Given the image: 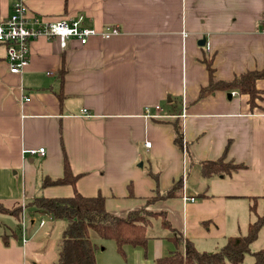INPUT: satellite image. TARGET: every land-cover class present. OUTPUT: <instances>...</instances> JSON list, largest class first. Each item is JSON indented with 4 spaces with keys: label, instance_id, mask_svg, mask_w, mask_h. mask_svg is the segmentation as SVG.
<instances>
[{
    "label": "crops",
    "instance_id": "0c3cea01",
    "mask_svg": "<svg viewBox=\"0 0 264 264\" xmlns=\"http://www.w3.org/2000/svg\"><path fill=\"white\" fill-rule=\"evenodd\" d=\"M17 1L0 0V23ZM20 1L31 15H84L88 26L120 32L86 44L70 38L66 47L37 37L21 73L10 71L0 44V204L22 207L23 226L21 242L0 240V264H53L61 239L33 202L76 189L103 195L113 214L146 208L170 224L151 217L147 247L127 246L125 255L91 231L97 264H156L176 250L173 237L210 252L245 234L264 208V78L256 81L262 95L255 106L236 90L204 97L200 90L210 82L206 59L215 81L264 68V0ZM156 105L158 116L146 115ZM176 119L191 161L175 142ZM39 147L46 155L25 152ZM220 157L244 166L205 176L201 162ZM65 159L75 184L43 186L45 177L65 176ZM180 179V196L159 197ZM252 245L264 248V230Z\"/></svg>",
    "mask_w": 264,
    "mask_h": 264
},
{
    "label": "trees",
    "instance_id": "16d2710c",
    "mask_svg": "<svg viewBox=\"0 0 264 264\" xmlns=\"http://www.w3.org/2000/svg\"><path fill=\"white\" fill-rule=\"evenodd\" d=\"M205 63L210 73V82L208 86L201 88V97L207 96L217 89L236 90L241 94L249 95L251 106L257 104L256 101L261 98L262 91L257 88L256 81L264 78V68L249 70L229 81H215L212 60L206 59ZM174 128L176 144L186 150L189 161L193 160V155L184 142L183 125L179 119L174 121ZM243 166V164H236L232 161L226 162L224 157L201 162L203 174L207 177L217 174L229 176ZM76 179L77 176L71 173L69 162L65 159V176L58 179L45 177L43 186L68 182L75 184ZM182 189L183 183L180 179L159 197L165 199L180 196ZM262 198L264 201V195ZM151 200L153 199H149V201ZM33 204L39 210L66 220V226L58 243V256L53 264H97V245L91 238V231H95L103 239L115 241L118 252L125 255L127 246L147 247L149 242L147 227L151 222V217L161 216L163 224L166 227L170 226L164 213L152 212L146 208L130 211L126 216L113 214L107 211L103 195L87 197L77 189L69 197H37ZM0 208L2 214L14 216L17 219L16 224L21 228L22 207L9 209L0 204ZM251 212L256 213L255 205L251 206ZM261 230H264V208L261 214L256 213V219L249 223L245 234L230 236L226 243L215 251H201L191 240H184L182 236L173 237L176 250L167 256L158 258L156 264H243L248 254L253 256L254 264H264V248L252 249V244L258 238ZM12 233L7 234L5 245L9 243L10 236L16 235L14 230Z\"/></svg>",
    "mask_w": 264,
    "mask_h": 264
},
{
    "label": "built area",
    "instance_id": "2783aa9c",
    "mask_svg": "<svg viewBox=\"0 0 264 264\" xmlns=\"http://www.w3.org/2000/svg\"><path fill=\"white\" fill-rule=\"evenodd\" d=\"M118 28L98 30L86 25L84 15L61 19H48L42 15H31L28 5L23 1L15 2L12 13L0 23V44L6 47V60L12 73L24 71L30 61V42L40 36L57 38L62 47H66L70 38L77 39L79 43L86 44L93 36L109 38L118 34ZM26 97L24 101H29ZM160 110V106H147L145 113L148 116H158L153 112ZM86 112V109L84 110ZM185 115V114H183ZM151 146V143H146ZM25 152L46 155L45 147L26 149ZM194 198H191L193 200Z\"/></svg>",
    "mask_w": 264,
    "mask_h": 264
},
{
    "label": "rangeland",
    "instance_id": "374dc122",
    "mask_svg": "<svg viewBox=\"0 0 264 264\" xmlns=\"http://www.w3.org/2000/svg\"><path fill=\"white\" fill-rule=\"evenodd\" d=\"M42 215V216H41ZM41 215L39 214V220L44 218L47 222H48V225H55V228H51L54 232L53 235H55V232H56V229L58 231V236H59V239H61L62 237V233H63V225L60 221H56L54 222L53 220H50V216L51 214L50 213H41ZM54 219V218H53ZM64 223V222H63ZM66 224V223H65ZM64 224V225H65ZM66 226V225H65ZM23 228V226H21V229ZM29 228H30V224H29ZM21 229L20 227L16 224V221L14 219V217L12 216H9V215H2L1 213V208H0V240L4 243L5 245V240H7V234H11L12 233V230H14L16 232V237L14 236H10L9 237V240L12 238L14 240H18L19 242H21V239L23 238V236L21 235ZM13 234V233H12ZM95 237V238H99L100 241H104L103 238H100L96 232H93V236L92 238ZM58 239V240H59ZM94 239V238H93ZM92 239V240H93ZM105 240H108V241H111L110 239H105ZM114 242V241H113ZM107 243H111V242H107ZM101 246V245H100ZM255 248V245H252V249L254 250ZM251 261L253 262L254 261V258L251 254H248L246 256V264H251ZM254 263V262H253Z\"/></svg>",
    "mask_w": 264,
    "mask_h": 264
},
{
    "label": "water",
    "instance_id": "95a60500",
    "mask_svg": "<svg viewBox=\"0 0 264 264\" xmlns=\"http://www.w3.org/2000/svg\"><path fill=\"white\" fill-rule=\"evenodd\" d=\"M229 96H231V93H229Z\"/></svg>",
    "mask_w": 264,
    "mask_h": 264
}]
</instances>
